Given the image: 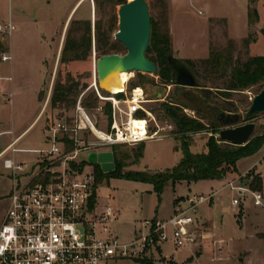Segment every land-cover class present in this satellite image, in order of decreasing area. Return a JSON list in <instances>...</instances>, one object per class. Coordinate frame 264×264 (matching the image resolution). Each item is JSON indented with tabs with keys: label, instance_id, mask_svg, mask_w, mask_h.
Returning a JSON list of instances; mask_svg holds the SVG:
<instances>
[{
	"label": "rangeland",
	"instance_id": "374dc122",
	"mask_svg": "<svg viewBox=\"0 0 264 264\" xmlns=\"http://www.w3.org/2000/svg\"><path fill=\"white\" fill-rule=\"evenodd\" d=\"M47 1L0 0V23L5 24L11 20L15 24L11 33L0 31V130H12L11 133L0 134V149L32 122L33 115L48 97L50 103L46 112H42L38 120L23 134L17 147H49L45 129L47 117L50 114L63 113L65 110V113H71L73 106L61 104L55 109L52 107L51 97L56 84L60 83L79 82L78 90L84 83H88L87 87L81 89L77 100L88 99L91 93L95 92V106L87 108L92 117L98 119L99 127L106 125L103 118L107 116L96 109V106L102 104L105 105L106 112L109 105L108 100L99 98L94 87L97 76L96 61L99 58L95 42L96 26L99 22L102 30H106L109 23H113L111 35L115 40L114 33L119 24L118 9L122 2L129 0H87V4L79 8L71 18L91 20L93 49L85 60L67 63L62 62L60 57L70 24L66 29H63V26L74 0H52V4ZM147 1L154 21L160 22L163 28L171 27L173 30L174 43L171 41L165 56L171 52L185 62H198L208 57L211 45L221 49L226 47L229 39L235 40L234 56L243 62L249 56L264 55V0ZM250 4L259 14V21L253 26H249ZM46 15L50 18L49 21L45 20ZM73 25L75 28L78 26ZM75 34L79 36L81 31ZM250 36L254 40L245 47L244 40ZM123 47L120 54L127 51L124 45ZM4 53L11 55V59L2 60ZM152 55L153 53H148L150 58ZM129 74L127 89L125 86L127 93H132L138 87L142 88L147 99L144 106L154 116L152 131L157 130L158 134H165L166 137L134 145L120 144L108 147L107 152L116 154L117 159L123 162V173L144 172L154 175L170 171L184 156L180 140L182 138L189 141L192 152H205L208 137L213 134L219 138L221 125L215 119V107L220 111L239 113L241 119L237 124H242L245 122L244 116L252 98L264 89L263 81L241 91L222 92L229 91L225 90L229 77L220 78L215 82L198 77L200 86L191 87L174 82L162 83L158 74L136 71ZM69 77L74 79V82L69 80ZM201 85H218L221 91L213 87L212 99L205 100L202 97ZM100 92L104 97L112 95L102 88ZM38 95L41 96V103ZM69 99V102L73 103L75 95L69 96ZM164 104L174 105L179 112L205 124V128L176 132L174 122L165 113ZM255 121L256 129L251 139L264 136V112L260 113ZM142 144V153L139 155ZM10 156L9 152L0 158L1 223L10 201L6 195H9L13 186L12 170L6 169L3 164L4 159ZM14 158L17 163L26 164L23 170L16 171L21 175L30 172L40 156L24 151L17 152ZM86 158L88 159V156ZM238 166L245 172H231L223 180H182L175 183L169 180L160 193L155 190L152 182L116 176L104 179L97 185L96 205L99 211L109 204L120 209L119 217L110 223V229L119 239L133 238L146 219L168 218L177 205L187 207L197 203L195 216L198 217L205 233H209L203 243L199 241L192 248H178L173 252L171 242H156L154 253L143 259L124 258L109 264H145L147 261H152L153 264H264V144L256 153L242 158ZM86 170L96 171V167L88 165ZM256 173L263 177L262 189L252 190L250 183ZM25 179L26 177H23L22 181ZM231 182L247 186L251 191H260L263 194V204L255 205L251 192L239 197L237 192L228 186ZM201 196L208 199L199 202ZM234 198L240 200L236 206L232 203Z\"/></svg>",
	"mask_w": 264,
	"mask_h": 264
},
{
	"label": "built area",
	"instance_id": "2783aa9c",
	"mask_svg": "<svg viewBox=\"0 0 264 264\" xmlns=\"http://www.w3.org/2000/svg\"><path fill=\"white\" fill-rule=\"evenodd\" d=\"M14 29L11 20L0 23L4 33ZM10 59L11 55H2V60ZM94 87L99 98L108 100L111 106L110 112H105V105L96 106L107 116L103 118L105 127H99L98 119L92 117L80 98L71 113L65 110L47 117L49 147L20 148L17 144L21 137H15L0 152V158L11 153L3 164L12 170L13 177L9 205L0 225V264H109L124 258L143 259L154 253L156 242H171L176 252L178 248H192L205 238L195 216L198 203L177 205L168 218L144 220L133 238L122 240L113 234L110 223L119 217L120 209L109 204L99 211L96 202L92 203L97 177L96 171L86 170L96 163L89 160V155L107 152L110 146L134 145L166 135L152 131L154 116L144 106L147 99L142 88L128 94L126 86L122 91L125 95L118 92L104 97L100 88ZM49 103L50 97L42 112ZM24 151L37 153L40 159L30 172L18 175L16 171L26 164L17 163L14 155ZM23 177L26 179L22 181ZM228 186L239 197L251 192L254 204H263L260 191L234 182ZM206 199L201 196L199 202ZM232 203L238 205L239 198Z\"/></svg>",
	"mask_w": 264,
	"mask_h": 264
},
{
	"label": "trees",
	"instance_id": "16d2710c",
	"mask_svg": "<svg viewBox=\"0 0 264 264\" xmlns=\"http://www.w3.org/2000/svg\"><path fill=\"white\" fill-rule=\"evenodd\" d=\"M126 2V1H124ZM122 2V3H124ZM255 2V1H253ZM249 26H253L259 21V14L255 7L249 5ZM70 26L67 29L66 37L63 43L60 60L62 62H70L73 60H85L92 52L93 49V35H92V23L90 19L85 20H73L70 21ZM78 25L76 28L74 25ZM152 31L150 39V47L148 53H153L150 59L158 64V75L162 83L175 82L174 73L168 64L167 56L171 53L165 52L171 43L170 29L162 27V24L158 21H154L152 18ZM111 30H113V23H109V27L106 30H102L101 24L96 26V48L99 53V57L117 52L119 53L124 49L123 44L112 39ZM78 36L76 33L80 32ZM264 34V30L262 31ZM253 37H247L244 40L245 47L249 46V43L253 41ZM236 51V42L234 39H229L226 47L216 48L210 46L209 55L205 59H201L198 62L195 60H188L186 63L192 67L197 77L204 80L216 81L220 78L229 77V83L225 90L222 92L241 91L247 89L253 85L260 84L264 81V55L249 56L246 61H241L234 56ZM70 76V74L68 75ZM73 81L71 77L68 78ZM74 82V81H73ZM73 84V85H72ZM72 84L60 83L56 84L53 95L51 97V105L53 108L61 106V104L75 105L77 102V96L81 92L82 88L88 86V83H84L82 88L78 90L79 82ZM202 97L205 100L212 99L213 87H216L218 91L220 86L215 85L209 87L208 85H201ZM74 91H76L74 93ZM75 95V99L69 102V96ZM122 95V93H121ZM89 99V100H88ZM82 101L84 106H95L97 97L96 93L92 92L90 98ZM174 105L164 104L165 113L172 119L175 124L176 132L203 130L205 124L201 123L195 118H191L183 112H179L178 108ZM110 112V104L107 107ZM234 111V110H231ZM145 114V113H142ZM184 150V156L179 163L174 166L170 171L164 173H158L149 175L144 172H127L123 173V162L117 159V155H114L115 167L113 170L105 172L102 170L99 163H95L96 167V185L104 181V179L110 176L125 177L135 180H144L152 182L155 190L160 193L163 191L167 181L171 180L173 183L177 181H197L202 179H225L230 172L237 171V162L249 155L256 153L260 147L264 144V136H258L251 139L245 145H234L232 143L222 141L220 138H216L213 134L210 135L206 141L207 150L201 153H194L189 148V141L186 138L180 139ZM143 144L140 147V154L142 153ZM263 177L260 173L253 175V180L250 183L252 190L262 189ZM96 195L92 203L96 202ZM145 264H153L152 261H147Z\"/></svg>",
	"mask_w": 264,
	"mask_h": 264
},
{
	"label": "water",
	"instance_id": "95a60500",
	"mask_svg": "<svg viewBox=\"0 0 264 264\" xmlns=\"http://www.w3.org/2000/svg\"><path fill=\"white\" fill-rule=\"evenodd\" d=\"M118 16V30L114 33V38L123 44L127 51L124 54L117 52L104 54L97 59V76L94 84L100 88H102L101 82L117 71L158 73V64L147 56L152 31V16L148 1L129 0L121 3ZM167 59L174 73L176 84L191 87L200 86L195 71L185 61L172 53L167 56ZM215 109L217 111L215 119L221 125L219 138L234 145H245L256 129L257 116L264 112V89L252 98L251 105L244 116L245 122L242 124H237L241 119L239 113L220 111L218 107ZM89 160L99 163L105 172L111 171L115 167L111 152L91 153Z\"/></svg>",
	"mask_w": 264,
	"mask_h": 264
},
{
	"label": "crops",
	"instance_id": "0c3cea01",
	"mask_svg": "<svg viewBox=\"0 0 264 264\" xmlns=\"http://www.w3.org/2000/svg\"><path fill=\"white\" fill-rule=\"evenodd\" d=\"M24 3V2H23ZM46 3V2H45ZM47 3H49V4H52V0H48L47 1ZM25 4V6L27 5L26 3H24ZM85 4H87V0H74L73 1V3H72V5H71V7H70V9H69V11H68V14H67V16H66V18H65V22H64V26H63V29H66L67 28V25L70 23V21H71V19L75 16V14H76V12L79 10V8L80 7H82L83 5H85ZM75 12V13H74ZM86 12H87V8H86ZM74 13V15L72 16V14ZM72 17V18H71ZM45 20L46 21H49L50 20V18L48 17V15H46L45 16ZM63 29H62V31H63ZM173 30L171 29V27H170V34H171V41H172V43H174V36H173V32H172ZM63 41V40H62ZM62 41H61V44H62ZM41 95V94H40ZM40 95H38V100H39V103H41L42 102V100H41V96ZM44 104H45V102H42V105H41V107L39 106V108H38V110L35 112V114L33 115V120H32V122L19 134V135H17L16 137H22L23 136V134L29 129V127L33 124V123H35L37 120H38V118H39V116L41 115V113H42V111L44 110ZM12 131V130H11ZM11 131L10 130H0V134H3V133H11ZM15 137H13V139H14ZM11 142V141H10ZM9 142V143H10ZM9 143H7L4 147H2L1 149H0V152L9 144ZM26 149H31V148H26ZM245 158V157H244ZM241 161V159L237 162V171H236V173L238 172V174H240V172H242L241 170H240V168H239V166H238V164H239V162ZM245 172V171H244ZM244 172H242V173H244ZM231 173V172H230ZM230 173H228V175L230 174ZM228 175H227V177H228ZM226 177V178H227ZM223 180V179H222ZM10 193V192H9ZM216 193V192H215ZM6 196H8V194L6 195ZM3 218V217H2ZM2 220V219H1ZM0 223H1V221H0ZM212 225H213V221H212ZM210 234H211V232H210ZM134 236H136V233H135V235ZM133 236V237H134ZM207 236H209V233L208 234H206L205 233V238L204 239H202V240H200V241H202V243H203V241H205L206 239H207ZM205 243V242H204ZM194 247V246H193Z\"/></svg>",
	"mask_w": 264,
	"mask_h": 264
},
{
	"label": "bare ground",
	"instance_id": "6f19581e",
	"mask_svg": "<svg viewBox=\"0 0 264 264\" xmlns=\"http://www.w3.org/2000/svg\"><path fill=\"white\" fill-rule=\"evenodd\" d=\"M129 78L130 74L128 71H117L107 76L106 79L101 82V86L110 93L122 92Z\"/></svg>",
	"mask_w": 264,
	"mask_h": 264
},
{
	"label": "flooded vegetation",
	"instance_id": "af4514ba",
	"mask_svg": "<svg viewBox=\"0 0 264 264\" xmlns=\"http://www.w3.org/2000/svg\"><path fill=\"white\" fill-rule=\"evenodd\" d=\"M215 115V114H214Z\"/></svg>",
	"mask_w": 264,
	"mask_h": 264
}]
</instances>
